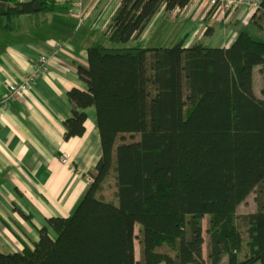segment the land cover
I'll return each mask as SVG.
<instances>
[{"label": "trees", "instance_id": "obj_1", "mask_svg": "<svg viewBox=\"0 0 264 264\" xmlns=\"http://www.w3.org/2000/svg\"><path fill=\"white\" fill-rule=\"evenodd\" d=\"M192 1L122 0L108 40L138 39ZM54 10L55 0H0V29ZM250 23L264 32V0ZM185 42L88 49L77 68L87 90L69 92L64 126L66 139L82 137L95 107L93 182L71 216L48 219L33 249L0 253V264H264V43L247 31L229 48ZM253 193L257 211L239 214Z\"/></svg>", "mask_w": 264, "mask_h": 264}, {"label": "crops", "instance_id": "obj_2", "mask_svg": "<svg viewBox=\"0 0 264 264\" xmlns=\"http://www.w3.org/2000/svg\"><path fill=\"white\" fill-rule=\"evenodd\" d=\"M121 1L55 0L53 12L24 16L13 21L12 30L0 29V101L9 84L21 83L43 54L64 42L49 71L0 119L2 254L33 249L47 220L71 216L88 191L86 177L102 158L97 112L95 107L85 111L82 137L66 139L64 123L73 111L68 95L73 89L87 90L77 68L88 67L89 48L109 42L107 34ZM256 13L230 11L223 5L213 10L209 0H193L186 9L169 15V21L190 25L184 34L185 48L199 43L201 36L208 37L203 33L196 40L194 30L201 26L214 31L208 47L229 48L241 32L254 26L250 20ZM162 16L168 18L161 12L154 21ZM64 155L69 165L62 163ZM50 234L55 236L51 230Z\"/></svg>", "mask_w": 264, "mask_h": 264}, {"label": "rangeland", "instance_id": "obj_3", "mask_svg": "<svg viewBox=\"0 0 264 264\" xmlns=\"http://www.w3.org/2000/svg\"><path fill=\"white\" fill-rule=\"evenodd\" d=\"M168 18L162 16L155 21H153L149 28H147L146 32L142 34V36L138 39L132 40L127 44H119V45H112L108 41H104L103 45L105 47H117V48H172L178 44H180L184 39V34L186 33L187 29L189 28V24H185L184 22L176 21L171 22L170 16L165 15ZM196 27V26H195ZM206 27H198L197 31L195 32L196 40L199 39L201 34L205 33L204 31ZM193 32V33H194ZM248 33L259 42L264 43V32L259 30L255 26H251L248 29ZM204 36L200 37V42L203 45H208V41L210 40L206 37L204 40ZM257 211V203H256V194H251L247 200L239 207L238 213L241 215H246L250 213H255ZM207 221H204V230H206ZM136 235L139 236V229H136ZM136 257L137 260L140 261V254H139V242L136 241Z\"/></svg>", "mask_w": 264, "mask_h": 264}, {"label": "built area", "instance_id": "obj_4", "mask_svg": "<svg viewBox=\"0 0 264 264\" xmlns=\"http://www.w3.org/2000/svg\"><path fill=\"white\" fill-rule=\"evenodd\" d=\"M211 6L213 7L216 4V1H211ZM261 0H227L220 2L219 6H224L228 8L230 11H237L239 9H252L257 11L260 8ZM80 6V5H78ZM218 6V7H219ZM81 17V16H80ZM64 46V42L56 43L54 49L51 53L43 54L35 68L34 72L26 77L21 83L19 84H9L7 86V94L6 96L0 101V119H3L5 116L6 111L10 108V106L18 101L21 97H23L26 93H28L34 84L40 80L44 74H46L50 69L51 61L60 54ZM62 163L64 165H69V157L64 155L62 157ZM93 182L91 176L86 177V184L90 186Z\"/></svg>", "mask_w": 264, "mask_h": 264}]
</instances>
